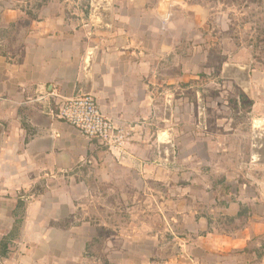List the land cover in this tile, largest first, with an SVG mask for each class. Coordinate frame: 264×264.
<instances>
[{
	"label": "crops",
	"instance_id": "0c3cea01",
	"mask_svg": "<svg viewBox=\"0 0 264 264\" xmlns=\"http://www.w3.org/2000/svg\"><path fill=\"white\" fill-rule=\"evenodd\" d=\"M168 1L103 0L88 14L84 0H0V241L12 232L15 214L24 215L0 264L82 262L87 235L73 232L84 228L59 225L73 213L78 169L80 197L88 194L82 186L88 164L96 163L100 184L134 183L136 177L141 184L166 185L169 81L161 65L169 54L167 31L176 23ZM224 72L247 88L245 66ZM82 94L93 95L104 115L132 130L125 154L112 156L55 116L64 100ZM246 191L224 212L242 218V229L222 234L212 218L201 217L202 234L190 251L180 244L183 255L142 262L264 264V196ZM241 207L246 211L239 217Z\"/></svg>",
	"mask_w": 264,
	"mask_h": 264
},
{
	"label": "rangeland",
	"instance_id": "374dc122",
	"mask_svg": "<svg viewBox=\"0 0 264 264\" xmlns=\"http://www.w3.org/2000/svg\"><path fill=\"white\" fill-rule=\"evenodd\" d=\"M102 1L84 0L85 11L95 14ZM171 1L176 23L167 31L169 54L161 65L169 81L167 183L145 185L135 177L100 184L93 163L82 170L88 194L80 197L83 175L76 170L73 213L59 227L84 228L73 232L88 240L77 264H145L142 259L183 255L180 244L190 251L202 234L201 217L230 235L245 226L224 214L230 204L246 188L264 196V150L257 145H264V0ZM230 65L247 68V88L224 74Z\"/></svg>",
	"mask_w": 264,
	"mask_h": 264
},
{
	"label": "built area",
	"instance_id": "2783aa9c",
	"mask_svg": "<svg viewBox=\"0 0 264 264\" xmlns=\"http://www.w3.org/2000/svg\"><path fill=\"white\" fill-rule=\"evenodd\" d=\"M55 116L78 130L87 141L95 142L112 156L127 152L132 130L119 126L113 119L104 115L93 95L82 94L64 100Z\"/></svg>",
	"mask_w": 264,
	"mask_h": 264
},
{
	"label": "trees",
	"instance_id": "16d2710c",
	"mask_svg": "<svg viewBox=\"0 0 264 264\" xmlns=\"http://www.w3.org/2000/svg\"><path fill=\"white\" fill-rule=\"evenodd\" d=\"M23 206L24 205L21 202L18 204V208L20 210L22 209ZM245 211L246 210L244 208H241V211L239 213V217H241ZM15 218H16V222H15V225H14L12 232L10 233L9 236L3 238L0 241V257H2V258H5L9 255V244L14 238H16L19 235L20 228H21V225L23 223L24 215H23V213H21V214L17 213V214H15Z\"/></svg>",
	"mask_w": 264,
	"mask_h": 264
},
{
	"label": "water",
	"instance_id": "95a60500",
	"mask_svg": "<svg viewBox=\"0 0 264 264\" xmlns=\"http://www.w3.org/2000/svg\"><path fill=\"white\" fill-rule=\"evenodd\" d=\"M261 150L263 151L264 150V147L262 146Z\"/></svg>",
	"mask_w": 264,
	"mask_h": 264
}]
</instances>
